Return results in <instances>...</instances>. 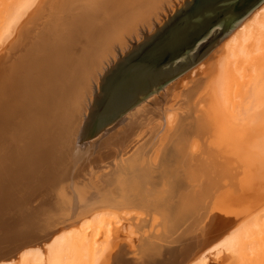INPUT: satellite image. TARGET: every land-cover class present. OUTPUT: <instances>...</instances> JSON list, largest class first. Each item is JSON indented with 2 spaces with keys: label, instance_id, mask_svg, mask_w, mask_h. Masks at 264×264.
Segmentation results:
<instances>
[{
  "label": "bare ground",
  "instance_id": "obj_1",
  "mask_svg": "<svg viewBox=\"0 0 264 264\" xmlns=\"http://www.w3.org/2000/svg\"><path fill=\"white\" fill-rule=\"evenodd\" d=\"M163 1L164 0H57L56 2L48 4L46 10H50L47 11V16L44 20L36 21V25H32V28L23 29V32H20L21 37H19L20 39L18 41L15 40L17 42L13 45L11 55L0 61V116H2L0 134H8V136L12 137V142L18 146L15 150L17 157L14 156L12 159L16 160V162L19 161L20 166L22 162H24L23 167L30 169L26 172V175L22 173L28 181L24 180L22 175L19 176L20 178L22 177V181H27L25 182V186L22 185V187L27 188L26 185L30 182L28 184L30 185V189L33 186L35 190L41 188V184L43 185L44 181L42 180L43 175L41 176V169L46 165L45 158L49 160L51 156L52 159L58 163L56 169L60 170L63 175L60 174L62 178L56 179L59 181L58 183L54 182L56 180H47L51 181L49 182L50 184L47 183L49 185L47 186L50 187L51 184L55 185V183L58 185H63V182L67 183L68 186L75 189V192H81L79 198L81 197L82 202H78L80 205L84 202L82 199L88 197H86L87 193L85 192V188L79 186L81 182L78 183L76 181L78 184L74 186L70 182L72 170L75 168V161L73 162V158H79L78 160H81V158L85 159V157L88 158L92 156L91 154L101 147H112L110 148L112 150L113 147H118L117 145H125L129 137L137 134L139 131L141 132L142 129L145 130L150 124H154L155 127H158L162 123L161 120L165 118L168 125L175 126L177 124L179 121V114L177 112H172V110L177 104H182L181 99H176L175 102L173 101L174 103L171 102L172 104H168L169 101H164L163 95L160 94L159 96V92H156L139 101V103L137 102L138 104L136 106L131 107V109L125 112L103 133L87 141L85 140L100 95L99 91L102 83L100 84L99 82H101V80L105 81L104 74H108L112 63L115 61V59L112 58L114 56L113 51L108 50V52L105 53L109 43L111 44L112 42L111 40L109 43L105 42L106 40L102 42L104 39L101 40L102 36L100 37V35H98L102 31L100 29L102 26L103 28L104 26H108L107 29L110 27L111 33L115 30V27H113L114 24L123 21L125 23L121 25L123 29L124 25L127 23H129V25L132 24L135 26L133 34L141 38L142 35H145L144 31H146L149 26L154 25L152 26L153 28L151 27L149 29L150 32L151 30L153 31L158 23L161 24L163 20L166 19L167 13L171 12L175 7H180L185 0H174L171 2L173 3L171 5V10L170 6L167 7L165 5V8H163L165 11L159 10L158 12V6ZM38 2L39 0H2L1 5L3 8L0 9V48L9 38L11 39L13 34L15 35V31L19 24L22 23V19L26 14H29L35 6L37 7V4L39 5L40 2ZM155 9L157 10L156 16L159 18V21L157 22V19L151 20V25L147 27V25L143 23L145 17L151 14ZM164 13L166 14L164 15ZM127 16H129L128 21L126 20ZM140 20H144L142 24ZM32 23L33 22L30 24ZM104 29L106 30V28ZM121 32L126 33L127 31L125 29ZM103 33L105 32L103 31ZM110 33L108 32V34ZM118 33L120 34V31ZM105 37L108 38V36ZM120 44L121 48L126 45L125 43ZM114 46H111L113 50ZM73 49H76L77 53L80 52V57L77 62L75 59H71L73 56L77 55V53L71 54ZM117 49L119 51L121 50L119 48ZM98 52H102L101 56H105L104 58H106L103 61L107 62L104 64L103 72H99L98 78L95 79L91 72L94 69L98 71V67L101 66L100 62L97 63L100 60L99 57L96 58L99 55ZM122 53L123 52H121L120 55ZM210 61L208 65L207 62L204 66H202V64H205L203 62L199 64V66L202 67H199V70H201L211 84H208L206 90L200 93L198 97L197 103L200 106V116L198 119L201 124L202 121L205 123V120H208L207 124L211 129L210 136H213L212 138L219 137L217 142L219 147H217L215 143L212 145L210 144V146H213L214 150L216 149L211 152V157H213V164L220 167L219 169L216 168V170H218L216 174L224 177L226 171L231 167L228 166L233 163V158H230V154H234L237 151L240 152V150L234 151V148L237 146L233 147L228 137L235 136L234 138L238 137V139H240L242 135L244 137L245 131L247 132L244 123L247 124V121L250 120L251 122L249 121L250 125H248V128L251 127L250 129H252V126L256 124H258L259 127V122L256 123L255 120L260 117L259 115H264V3L257 7L229 35L222 47L211 57ZM76 65L77 67H81V71L78 70L80 72L77 74L70 72L71 69L69 71V67H75ZM107 70L108 72L105 73ZM196 73L197 71L193 69V75H197ZM89 76H92V78ZM98 80L100 81L98 82ZM210 86L211 94H209L208 90ZM216 114L219 115V121H217L218 117H215ZM254 121L255 123L252 125L251 123ZM24 123L26 124L25 130L21 131L22 129H20V127ZM121 126L126 128L124 132H119L120 134H117L115 129ZM187 126H189V124ZM202 126L204 127V124H202ZM238 127L243 128L239 130L237 129ZM200 129H202L201 126ZM229 129H231L230 132L232 131V134L229 132ZM184 130L181 132V136L185 141ZM148 131L146 130V133ZM202 131L203 130L199 131V136L205 132V130ZM206 134H208V131ZM140 137L143 136L141 135L139 138ZM103 139L104 141H102ZM142 139L144 140V138ZM199 140L201 139L198 137L193 140V148L197 147ZM208 140H211V138ZM263 140L262 138V143ZM140 142H142V140H140L139 143ZM259 143L261 142H258V144ZM259 145L261 148H264L262 147L264 144ZM177 147L176 150L179 152L181 145ZM217 149H219V151H217ZM215 153L217 154L215 155ZM208 155H210V152ZM64 158L67 160L66 166L63 167L62 162ZM13 160H9V164H13ZM53 160L52 163L54 162ZM156 161H154V164L157 163ZM16 164L17 163H15V167H17ZM3 165L5 168H2L0 165L2 168H0L1 175L5 174L2 173L4 169H9V167L7 168L8 164L4 163ZM23 167L21 169H23ZM65 168H68L69 172L67 173H70V175L66 173L67 170L62 171ZM6 174L8 175L7 172ZM233 174L230 176L233 177ZM140 175L141 173L138 177H142V175ZM208 175H210V173ZM0 178H2V176H0ZM12 181L18 183L21 180L19 179L18 181V177H16L15 179L12 178ZM204 182L206 181L204 180ZM204 182L202 190H206L208 185L209 187L211 186L208 184L205 188ZM17 185L18 184L12 187L10 186V189L8 188L9 190L2 188L3 190L0 192V209L2 206L10 207V216L12 215V217L5 218L7 224L12 225L11 229L13 230L11 239L13 235L28 232L30 230L29 227H34L32 225L35 224H39L37 225L39 228L36 230L39 234H34L35 231H32L34 228L30 230L31 233L33 232V236L43 235L45 239H42V241L40 240L41 242L37 244L33 243V245L23 239L26 243L20 246L21 248L19 251L13 254L12 252H5L7 254L4 253L0 255V264H111L113 258H121V261H124L123 256H125L124 253L127 251V246L122 243L116 244V240L118 237L117 235H120L119 233L123 230H128L125 233H129L130 237L136 234L135 232L137 230L135 231L133 225H131L132 216L135 214L133 210L116 211L108 205H102L103 203L98 202L97 198L95 199V197H93L92 200L89 196L87 201H91L90 207L84 210L82 209L76 218L67 222L63 227L59 226L61 228L58 227V221L55 226L57 228L49 231L48 222L43 221L41 218L39 219L42 210L38 211V208L42 209V206H44L43 208L51 209L52 206L50 207L48 204L43 205L44 202L41 204L37 202L40 204L39 206L37 204L38 207H36V205L34 206V204L32 205L33 207H31L30 204H27V206H25L26 204H24V206H22V204L19 205L20 203L15 199V192L17 189H13ZM80 188L84 192L81 191ZM30 189H28V191ZM73 189L71 190L72 192ZM139 193H141V189ZM73 194L75 195V193ZM195 195H189V200L192 201ZM27 196H29V194H27ZM217 196L216 202L220 204L228 195L226 196L224 193H221V195L217 194ZM262 199L258 204L249 208L246 215L239 220L237 219L238 221L235 223H239V226L234 229H231L230 226L228 228H223L219 233L214 234V236L210 235L211 237H205L206 239L204 241L200 240L202 241L200 244L196 242L197 240L194 241V238H196L194 235L195 233H189L187 236V244H185L183 250H181L182 260L178 261L176 258L177 261H173L174 264H178V262L184 264H217L223 262L226 257H231L233 264H264V197H262ZM193 201L194 203L196 202L195 199ZM54 205H57V202H55ZM69 206L71 207L70 204ZM73 206L69 215L74 214L78 210L74 209ZM79 208L81 209V207ZM189 209L191 208L188 207V210ZM213 210H215V208ZM50 212L52 213L48 216L51 221L57 220L59 216L62 217V213H64L63 208L59 209V207ZM15 213L19 215V220H16ZM252 214H254L253 217L250 216ZM248 216H250V219H246ZM21 219H23V224L20 226ZM1 221H3L2 217L0 218V222ZM233 225L234 223L231 224V226ZM0 228H3L2 224H0ZM19 228H22V230ZM31 233H27L28 239L33 237ZM129 234L127 238H129ZM1 236L2 235H0V237ZM130 240H132V238L129 239V242H131ZM11 245L13 246V243ZM156 257L152 256V264H155ZM168 262L170 263V261Z\"/></svg>",
  "mask_w": 264,
  "mask_h": 264
},
{
  "label": "rangeland",
  "instance_id": "obj_2",
  "mask_svg": "<svg viewBox=\"0 0 264 264\" xmlns=\"http://www.w3.org/2000/svg\"><path fill=\"white\" fill-rule=\"evenodd\" d=\"M56 1L39 0L40 2V3L38 2L39 5L37 4V7L35 6L36 8L34 7L33 10L29 12V14H26V16L23 18L24 20L22 19L21 21L22 23L19 24L17 30L15 31V35L13 34V36H11V39L9 38L8 41H6L7 43L5 42V44L1 47L2 49L0 48V61H2V59L8 58L11 55V50H13V45L20 39L19 37H21V33L23 32V29L26 30L32 28V25H36V23L39 20L41 21L44 20L47 16V11L50 10V9L46 10L48 4H51V2L53 3ZM172 1L174 0H164L163 2H161V4L158 6L159 9H157L158 12L159 10H163V8H165V5L167 7L170 6L171 7L170 10H171L172 9L171 5L173 4L171 3ZM185 1L183 2V4L185 3ZM1 3L2 0H0V9L3 8ZM180 6H182V4ZM177 8H179V6L175 7V9H172V11L169 13L166 12L167 15L169 16L173 14ZM157 10L155 9L151 14L146 16L145 21L140 20V23L142 24V22L144 21L143 23L148 27V25H151L152 23L150 22L151 20L153 21L154 19L155 20L157 19L156 21L158 22L159 18L156 16ZM166 13H164V15ZM167 15H166V19L168 18ZM126 18H127L126 20L128 21L129 16H127ZM165 20H163V22ZM31 22L33 23L30 24ZM121 22H116L114 26L112 25L113 27H115L114 29L116 31L113 30L115 33L113 31L110 33V29H109L110 27L107 29L108 26H104L106 30L103 28V26L101 29L99 28L102 31L98 35H100V37L102 36L101 40L104 39L102 40V42H104L105 40H106L105 42L108 43L110 42V40L112 42L111 44L109 43V46L106 48L107 51L105 52L107 53L108 50L113 51L114 56L112 58H114L115 61L114 63H112L111 68L121 58H123L127 53H129L132 50V48H134L135 44H138L139 42L144 40L147 34L153 33L157 29V26H161L163 24V22L161 24L158 23L153 29V31L151 30V32L149 31V29L154 25L149 26L148 29L144 31L145 35H142V37L139 38L138 36L133 34L135 29L134 25L130 24L131 25L130 26L129 23H127L126 25H124V29H123L122 28L123 26L121 27V25L125 23L124 22L121 23ZM125 29L127 31L126 32L127 34L121 32L124 31ZM103 31L105 33H103ZM106 31H108L110 34H108V32ZM119 31L120 34L118 33ZM104 35L108 36V38H106ZM228 37L229 36H227L217 47L213 49V51L207 57H205L192 69H190L189 71H187L186 73H184L183 75H181L180 77L172 81L170 84H168L167 86H165L164 88L158 91L159 96L160 94L163 95L164 101L167 100L170 102V103L168 102V104L174 103L176 99L179 100L181 99L182 104H177L176 107L172 110V112H177L179 114V119H178L179 121L175 126L168 125L167 120L165 118L161 120L162 123L158 127H155L154 124H150L149 126H147L148 128L146 127L145 130L142 129L144 133L142 130L141 132L139 131L140 134L139 132L138 133L136 132L137 134L132 135L127 139L125 145L122 144V145H117L118 147L115 148L113 147L112 149L113 151L110 149L112 147L110 148L101 147L99 150L92 153L91 154L92 156L88 158L85 157L87 162L83 158H81V160H78L79 158L72 159L73 162L75 161V168L72 170V174H71L72 178L70 182L71 184H73V186L81 182L79 183V186L85 188V192L87 193V195L85 193L86 197L89 198L90 196L92 200L93 197H95V199L96 198L98 199V202L103 203L102 205L105 206L108 205L109 207H111L116 211L133 210L135 212V214H133L131 219L132 222L131 225H133V229L135 231L137 230L135 232L136 234H133L132 235L133 237L132 236L130 237L129 233H125L128 230L126 231L123 230L121 231V233H119L120 235L122 234L123 236L117 235L118 237L116 240L117 241L116 244L122 243L123 245L127 246V251L126 253H124L125 256H123L124 261H121L122 260L121 258L119 259L111 258L112 259L111 264H138V263L152 264L153 263L152 256L153 257L157 256L155 264H174V262H176L177 259L178 261H181L182 260L181 250H183L185 244H187V236L189 235V233L194 232L195 234L194 233L193 234L196 236V238H194V241L197 240L196 242L200 244L208 236L209 237H211L210 235L214 236V234L219 233L223 228H228L230 226L231 229H234L235 227L239 226V223H235V222H237L241 217L246 215L249 208L253 207L255 204H258V202L262 199V197H264V148H261V146L259 145V144L261 145L264 144V140L262 143V138L264 139L263 136L264 115L263 114L259 115L260 117L257 118L258 121L255 120L256 123L259 122L260 124L259 127L258 124L253 125L255 121L251 123L253 125L252 126L253 130L250 129L251 127L248 128V125H250L249 123L250 120L248 121L246 120L249 124L244 123L247 128V132L245 131L246 129L244 128L245 129L244 137L243 135L240 137V139H238V137L234 138L235 136L228 137L229 142L231 140L230 144L233 145V147L237 146L234 148L235 149L234 151L240 150V152L237 151L238 153L236 152L234 154L233 153L230 154V158L231 157L233 158V160L231 159L233 163H231V165L228 166V167L231 166L230 167L231 170L229 168L228 169L229 171L228 170L226 171L225 174L226 176L224 175V177L216 174V172L218 171L216 170V168L219 169L220 167H217L213 164V159H212L213 157H211L212 155L211 152L215 151L216 149L214 150L213 146H210V144L212 145L213 143H215L217 147H219L217 143L219 137L212 138L213 136H210L211 129L210 126L207 124L208 120L207 121L205 120V123H203L202 121V124H204L203 127L198 119L200 116L199 114L200 106L197 103L198 97L200 93L206 90L207 85L211 84L210 81L206 79V76L201 72V70H199V67L202 68L201 66H199V64L203 62L205 64H202V66H204L206 65L207 62L208 65V62H211L210 61L211 57L215 55L216 52L222 47L223 43ZM118 43L119 44L125 43L126 45L124 47L122 46L121 48V44L119 45ZM111 46L112 47L114 46V50L112 49ZM117 48L121 50L119 51ZM102 52L100 53L98 52L100 56L98 55L96 57V58L98 57L100 58V60L98 59L99 61L97 63L100 62L101 66L98 67V71H95L94 69L91 72L93 73V77L95 79L98 78V75L100 74L99 72L101 71L103 72L105 66L104 64L107 62V61H103L106 58H104L105 56H101ZM121 52H123L122 53L123 55L122 54L120 55ZM72 53H77L76 49H73L71 51V54ZM116 55H118L119 57ZM115 56L118 58H116ZM79 57H80V52L77 53L76 56H73L71 59H75L77 62ZM0 69H1V64H0ZM193 69L197 71L196 73L197 75L195 74L193 75ZM78 70L81 71L80 66L77 67L76 65L75 67L74 66L71 68L69 67V71L75 74L80 72ZM107 72L108 70L105 73ZM105 76H107V74H104V77ZM89 77L92 78V76ZM100 80H98V82ZM99 83L103 84L104 81L101 80V82ZM102 84L100 86L99 92H101ZM210 88L211 86L208 89L209 94H211ZM211 99L214 101L212 97ZM138 103H136L134 106H136ZM216 112L218 113L217 110ZM215 117H218L217 121H219V115L216 114ZM1 119L2 116H0V124H1ZM188 124L189 126H187ZM184 126L187 128H185ZM200 126L202 129H200ZM25 127H26L25 123L21 125L20 127V129H22L21 131H24ZM125 128L124 126L116 128L115 129L116 133L118 134L119 132L120 133L124 132ZM242 128L238 127L237 129L241 130ZM167 129L169 130V132ZM146 130L149 131L146 133ZM183 130H184L183 133H185V141L181 136V132ZM200 130L203 131L205 130V132L201 134V136L198 135ZM230 130L231 129H229V132ZM207 131L208 134H206ZM141 135L143 137L139 138V136ZM196 137H198L201 140H199V144L197 145V147L193 148L192 147L193 140ZM209 137L211 138V140H208L210 139ZM142 138H144V140ZM232 138L234 139V142ZM140 140H142V142L139 143ZM102 141H104V139ZM257 141L261 143L258 144ZM178 145H181V149H179V152H177L178 150H176V148H178L177 147ZM16 147L18 148V146H16V144L12 142V137L8 136V134H0V163H1L0 165L2 166V168H5L3 167L4 166L3 164L5 163L8 164L7 168L9 167L8 170L6 169H4V171L2 170L3 171L2 173L5 174L1 175L0 172V176H2V178H0V192L3 189H8V188L10 189V186L12 187L13 185L18 184L13 189L14 190L17 189L15 192L16 195L15 199L18 201V203H20L19 205L22 204V206H24V204H26L25 206H27V204H30L31 207H33L32 205L34 204V206L36 205V207H38L41 203L44 202L43 205L48 204L50 205V207L52 206L53 208L51 207V209L43 208L44 206H42V209L38 208V211L42 210L39 219L41 218L43 221L48 222L49 231L53 230L54 228H57L55 226L57 225L58 221H59L58 227L59 226L63 227L67 222L76 218V216L82 211V209L84 210L85 208L90 207L91 201H87L88 198L82 199L84 202L80 205L78 204V202L81 201V197L79 198V195L81 196V192L78 191L75 192V189H73L71 186H68V184L65 182H63V185L57 184L59 182L57 181L58 178H62L60 175L62 173L60 172V170L56 169L58 163L55 162L51 156L49 160L45 158L46 160L45 162L46 165H44L45 168L43 166V168L41 169L42 172L40 171L42 173L41 176L43 175L42 180H44L45 183L43 181V185L41 184V188L39 190H35L34 186L31 187V189L29 188L30 185L28 184L30 182H28L26 186L28 189H30L29 190L30 193H29L28 189L22 187V185L25 186V182L28 181L27 179H25L23 175H26V172L29 171L30 169L23 167L24 162H22V165L20 166L19 161L16 162V160L12 159V157L17 155L15 154V150L17 149ZM217 151H219V149H217ZM209 152L210 155H208ZM216 154L217 153H215V155ZM9 160H13L14 163L9 164ZM52 160L54 161L53 163ZM66 160L67 159L64 158L62 162L63 167L66 166L65 165ZM154 161L157 162L155 163L156 165L154 164ZM15 163H17L16 164L17 167H15ZM48 164L51 166H49ZM211 164H213L214 166ZM9 165L10 166L13 165V166L10 167ZM22 167L23 169H21ZM49 168L51 171L49 170ZM65 170H67L66 173L69 172L68 168L63 169L62 171ZM6 172L8 173V175L6 174ZM207 172L208 174L210 173V175H208ZM140 173L142 177H138ZM67 174L70 175V173ZM231 174H233V177L230 176ZM20 175H22V177H24L23 179L27 181H22V177L21 178L19 177ZM16 177H18V181L19 179L21 181H19L18 183L17 182L14 183L15 181H12V178L15 179ZM50 179L52 181L57 179L56 181H54L57 182L55 183L56 186L51 184L50 187H48L49 186L48 184H50L49 182L51 181H47V180ZM204 180L206 182H204ZM203 182L205 183L204 184L205 188L208 184L211 185L210 187L209 185L207 186L206 188L207 191L205 189L202 190ZM64 185H66L67 187ZM72 189L73 192L71 191ZM140 189H141V193H139ZM81 191L83 190L81 189ZM193 192H196L197 194ZM73 193H75V195H77L78 193V195L75 196ZM221 193H224L226 196L227 195L228 196L225 200H223V202L221 203L219 202L220 204H218L216 202L217 201L216 199L218 198L217 194L221 195ZM27 194H29V196H27ZM192 194L194 195L196 194L193 198V200L195 199L196 201L195 203L193 200L192 201L189 200V195ZM37 202L38 203L40 202V204H38ZM55 202H57V205H54ZM69 204L71 205V207L69 206ZM56 206L57 208L59 207V209L63 208V212H64L62 213L63 218L59 216L57 220L51 221L48 215L52 213L50 211L57 209ZM72 206L74 207V209H78V210L74 214L69 215ZM79 207H81V209ZM188 207L191 209L188 210ZM214 208L215 210H213ZM254 214L250 216L253 217ZM14 215L16 217V220H19L18 219L19 215L16 213ZM0 216L3 218V221L0 222V224L3 225V228H0L1 231L0 235L3 236L0 237L1 239L0 255L4 254L5 252L7 253L12 252L13 254L19 251V249L21 248L20 246L26 242H30L32 243L31 245H33V243L37 244L38 242H41L42 239L43 240L45 239L43 235L33 236L34 234L35 235L39 234L38 232H36L37 228H39V226L37 225L39 224L32 225L34 227L31 226L29 227L30 230L34 228L35 230L33 229L32 231L36 232V233L34 232L33 234V232L31 233L30 230L28 231L32 234L31 236H33V237L30 236L31 237L30 239H28L29 237L27 236L28 232H22L21 234L13 235L12 236L13 238L11 239L12 230H13L11 229L12 225H8L7 222L5 221V218L12 217V215L10 216V207L2 206L0 209ZM250 216L246 217V219L248 218L250 219ZM22 220L23 219H21V221ZM21 221H20V226L23 224V221L22 222ZM233 223L234 225L231 226V224ZM19 229L22 230V228ZM128 234H129V238H127ZM130 238H132V240H130L131 242H129ZM12 243L13 246L11 245ZM168 261H170V263ZM231 263L233 264L232 258L226 257L223 260V262L217 264H231ZM178 264H184V263L178 262Z\"/></svg>",
  "mask_w": 264,
  "mask_h": 264
},
{
  "label": "water",
  "instance_id": "obj_3",
  "mask_svg": "<svg viewBox=\"0 0 264 264\" xmlns=\"http://www.w3.org/2000/svg\"><path fill=\"white\" fill-rule=\"evenodd\" d=\"M264 0H186L108 72L85 140L192 69Z\"/></svg>",
  "mask_w": 264,
  "mask_h": 264
}]
</instances>
